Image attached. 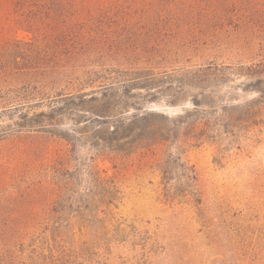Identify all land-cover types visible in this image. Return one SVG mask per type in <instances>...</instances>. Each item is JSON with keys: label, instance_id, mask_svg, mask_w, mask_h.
I'll list each match as a JSON object with an SVG mask.
<instances>
[{"label": "rangeland", "instance_id": "obj_1", "mask_svg": "<svg viewBox=\"0 0 264 264\" xmlns=\"http://www.w3.org/2000/svg\"><path fill=\"white\" fill-rule=\"evenodd\" d=\"M16 1L0 0V264H264V110L254 124L239 112L230 135L222 124L216 141L185 147L198 178L186 198L175 192L181 175L168 184L160 169L175 148L97 158L59 135L73 134L69 118H37L135 72L162 79L208 67L224 77L210 92L137 91L132 102L174 120L224 103L258 106L264 0ZM94 173L119 188L107 218Z\"/></svg>", "mask_w": 264, "mask_h": 264}, {"label": "trees", "instance_id": "obj_2", "mask_svg": "<svg viewBox=\"0 0 264 264\" xmlns=\"http://www.w3.org/2000/svg\"><path fill=\"white\" fill-rule=\"evenodd\" d=\"M47 0H17V9H33L46 3ZM37 16L35 18L38 20ZM20 24L27 23L24 18ZM29 23V22H28ZM34 24L32 27H35ZM41 30L36 29L35 36L41 37ZM39 35V36H38ZM25 61L24 56L21 58ZM135 79L125 81L121 86H101L98 90L89 93L81 92L78 96L67 97L62 100V107L52 108L49 115L44 113L37 118H50L55 115L69 118L73 123V134L60 132V136L66 140L73 138L79 142H86L91 146L97 158H110L113 156L132 157L144 150H150L157 146H165L167 150L175 148L176 156L169 153L160 165L163 179L170 184L177 174L183 179L176 188L178 197H188L184 186L190 187L198 182L195 171L182 161L181 152L185 147L192 148L206 142H214L219 139L221 130L219 126L225 124V134L230 135V129H238L235 116L242 112L247 121L253 123L264 110V102L258 106L245 105L234 106L222 104L220 108L209 106L211 111L187 114L176 120L159 112H149L132 102L141 96L134 92L144 91L152 98L162 96L167 91L184 94L186 90L197 89L202 92H210L216 89L224 81L223 70L214 67L187 70L179 76L166 75L162 79H156L147 71H139L133 74ZM89 85V84H88ZM264 100V97L263 99ZM195 109L201 106L194 102ZM220 109L223 117L216 118L210 112L217 113ZM25 121L34 122L24 115ZM254 124V123H253ZM182 131L184 132L182 134ZM90 185L95 199L104 207L102 213L106 218L110 217V209L119 200V188L114 179L103 180L98 174H92ZM96 201V200H95ZM101 214V213H100ZM106 219L100 220L104 224Z\"/></svg>", "mask_w": 264, "mask_h": 264}]
</instances>
